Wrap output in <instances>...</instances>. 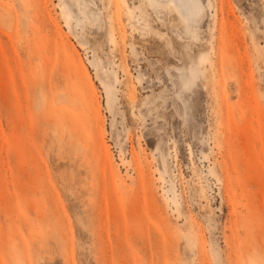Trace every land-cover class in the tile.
<instances>
[{
    "label": "rangeland",
    "instance_id": "obj_1",
    "mask_svg": "<svg viewBox=\"0 0 264 264\" xmlns=\"http://www.w3.org/2000/svg\"><path fill=\"white\" fill-rule=\"evenodd\" d=\"M0 9V264H264V0Z\"/></svg>",
    "mask_w": 264,
    "mask_h": 264
},
{
    "label": "bare ground",
    "instance_id": "obj_2",
    "mask_svg": "<svg viewBox=\"0 0 264 264\" xmlns=\"http://www.w3.org/2000/svg\"><path fill=\"white\" fill-rule=\"evenodd\" d=\"M31 1V0H30ZM118 1V0H117ZM195 1L196 0H171V3H174L175 2V4L177 5V6H179L180 7V9L182 10V12L185 10V9H187V6H189L190 7V4L193 2V3H195ZM28 4V3H27ZM4 7V6H3ZM2 8V7H1ZM6 8V7H5ZM5 8H3V9H5ZM1 10V9H0ZM39 16V15H38ZM64 16L65 17H68L69 16V13H67V12H65V14H64ZM232 78V77H231ZM230 78V79H231ZM224 79V78H223ZM235 79V78H234ZM222 82V81H221ZM239 83V82H238ZM258 87V86H257ZM225 92H227V90H225ZM224 92V93H225ZM133 93V92H132ZM228 93V92H227ZM227 93H226V96H227ZM229 94V93H228ZM256 94V93H255ZM133 95V94H132ZM256 96V95H255ZM134 97V96H133ZM135 98V97H134ZM261 98V97H260ZM132 100H134V99H132ZM259 111H260V109H259ZM261 112H262V110H261ZM232 113V112H231ZM244 114V113H243ZM258 114V113H257ZM254 115V114H253ZM264 115V114H263ZM231 116V115H230ZM255 116V115H254ZM227 117H228V115H227ZM232 117V116H231ZM242 117V116H241ZM263 117V116H262ZM234 117H232V119H233ZM231 119V120H232ZM226 119L224 118V121H225ZM230 120V119H229ZM228 120V121H229ZM236 120V119H235ZM261 120H262V118H261ZM263 120H264V118H263ZM263 122V121H262ZM232 123V122H231ZM260 124V123H259ZM263 124V123H262ZM226 128V127H225ZM233 131H234V128H233ZM231 134H232V132H231ZM225 135V134H224ZM226 135H227V133H226ZM235 135H236V133H235ZM234 137V136H233ZM233 140V139H232ZM234 141H235V139H234ZM231 143V142H230ZM234 143V142H233ZM251 156V155H250ZM247 164H248V162H247ZM246 167V166H245ZM225 170V169H224ZM232 170V169H231ZM249 170V169H248ZM237 183V182H236ZM234 185V184H233ZM258 192V191H257ZM252 193V192H251ZM260 193H262V192H260ZM249 194V193H248ZM263 194V193H262ZM261 194V195H262ZM250 195H255V194H250ZM264 195V194H263ZM246 196H248V195H246ZM249 197V196H248ZM262 197V196H261ZM264 197V196H263ZM22 198V197H21ZM251 198H254V196L252 197L251 196ZM249 199V198H248ZM261 200H262V198H260ZM252 200V199H251ZM250 202V201H249ZM263 202H264V200H263ZM260 203V206L259 205H257V203H256V205L260 208V207H262V205H261V201L259 202ZM264 205V204H263ZM249 206L251 207V205L249 204ZM252 206H254V205H252ZM263 209V208H262ZM262 209H261V211H262ZM264 210V209H263ZM40 212V211H39ZM264 212V211H263ZM38 214V213H37ZM41 214V216L43 215L42 213H40ZM39 214V215H40ZM44 219V218H43ZM27 222V221H26ZM38 222V221H37ZM24 223V222H23ZM24 225V224H23ZM26 225V224H25ZM194 242H195V244H196V241L194 240Z\"/></svg>",
    "mask_w": 264,
    "mask_h": 264
}]
</instances>
